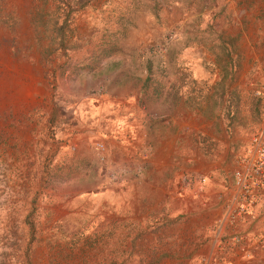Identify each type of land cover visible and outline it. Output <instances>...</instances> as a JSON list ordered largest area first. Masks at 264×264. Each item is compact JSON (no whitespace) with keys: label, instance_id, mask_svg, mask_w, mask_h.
<instances>
[{"label":"rangeland","instance_id":"374dc122","mask_svg":"<svg viewBox=\"0 0 264 264\" xmlns=\"http://www.w3.org/2000/svg\"><path fill=\"white\" fill-rule=\"evenodd\" d=\"M262 125L264 0H0V264L179 263Z\"/></svg>","mask_w":264,"mask_h":264},{"label":"crops","instance_id":"0c3cea01","mask_svg":"<svg viewBox=\"0 0 264 264\" xmlns=\"http://www.w3.org/2000/svg\"><path fill=\"white\" fill-rule=\"evenodd\" d=\"M230 189L199 205L184 204L179 224L181 253L165 257L177 264H264V187L245 211L235 214L233 177ZM228 190V192H227ZM165 210V209H164Z\"/></svg>","mask_w":264,"mask_h":264},{"label":"built area","instance_id":"2783aa9c","mask_svg":"<svg viewBox=\"0 0 264 264\" xmlns=\"http://www.w3.org/2000/svg\"><path fill=\"white\" fill-rule=\"evenodd\" d=\"M244 154L238 157V167L233 170L236 202L234 213H240L252 205L259 189L264 187V125L250 136Z\"/></svg>","mask_w":264,"mask_h":264},{"label":"trees","instance_id":"16d2710c","mask_svg":"<svg viewBox=\"0 0 264 264\" xmlns=\"http://www.w3.org/2000/svg\"><path fill=\"white\" fill-rule=\"evenodd\" d=\"M257 99V98H256ZM257 107L260 109V104L259 103H257ZM258 128H255L254 129V132L257 130ZM252 133V132H251Z\"/></svg>","mask_w":264,"mask_h":264}]
</instances>
